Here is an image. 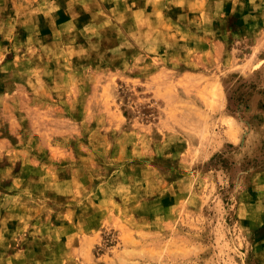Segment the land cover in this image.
<instances>
[{
	"label": "rangeland",
	"instance_id": "obj_1",
	"mask_svg": "<svg viewBox=\"0 0 264 264\" xmlns=\"http://www.w3.org/2000/svg\"><path fill=\"white\" fill-rule=\"evenodd\" d=\"M0 264H264V0H0Z\"/></svg>",
	"mask_w": 264,
	"mask_h": 264
}]
</instances>
